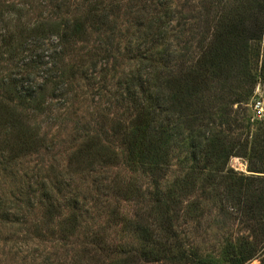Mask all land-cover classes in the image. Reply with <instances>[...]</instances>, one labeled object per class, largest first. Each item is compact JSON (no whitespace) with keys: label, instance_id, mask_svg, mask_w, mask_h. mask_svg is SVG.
I'll list each match as a JSON object with an SVG mask.
<instances>
[{"label":"trees","instance_id":"obj_1","mask_svg":"<svg viewBox=\"0 0 264 264\" xmlns=\"http://www.w3.org/2000/svg\"><path fill=\"white\" fill-rule=\"evenodd\" d=\"M55 1V18L36 25H26L22 10L0 7V150L8 161L42 147L44 139L30 123L53 110L48 86L55 84L52 96L62 99L70 91L66 80L94 76L99 69L106 84L101 68L116 59V42L125 38L137 68L125 76V93L113 98L125 116L114 121L111 133L84 129L70 165L86 170L136 164L151 177L153 191L151 206L134 221L140 245L102 249L109 257L122 256L120 264H217L181 230L182 219L200 224L204 217L200 200L190 202L201 191L200 198H215L219 211L248 233L226 241L223 264H264V122H253L249 113L257 87L264 93V0ZM123 18L132 25L124 33ZM52 37L58 42L49 67L41 47ZM20 49L31 52L32 63L5 74L2 65L13 63ZM43 66L44 75H33ZM181 141L189 164L165 187ZM233 158L243 159L248 173L231 168ZM107 179L97 181L105 196L109 191L127 200L143 196L134 183ZM44 197L51 217L58 206ZM79 203L75 195L73 225ZM94 243L101 247L104 241Z\"/></svg>","mask_w":264,"mask_h":264},{"label":"rangeland","instance_id":"obj_2","mask_svg":"<svg viewBox=\"0 0 264 264\" xmlns=\"http://www.w3.org/2000/svg\"><path fill=\"white\" fill-rule=\"evenodd\" d=\"M71 1L74 3L77 0ZM181 2L185 3V0ZM56 6L55 0H0L3 9L22 10L26 25H36L55 18ZM124 20H121L120 25L123 33L130 31L132 26L130 23L125 24ZM94 41L96 43L94 39L91 46L95 44ZM57 42V38L52 37L47 45L45 43L41 47L49 67L53 63ZM127 46L125 38L118 39L116 59L101 68L104 70L103 76L107 78L106 84L100 78L102 71L99 69L94 76L86 73L78 76L77 80H66L70 91L62 99L54 94L55 97L52 96L55 84L48 86L46 100L53 110L33 118L30 123L32 131L44 139L36 153L10 163L8 155L0 150V264H120L122 256L109 257L106 249L102 248L140 245L134 221L151 206V177L138 165L131 166L124 162L86 170L70 165L81 137L86 134L84 129L91 132L104 129L111 133L114 121L121 114L125 116V110L116 105L113 98L125 93V86L122 85L125 76L137 70L136 63L131 60L132 54L126 52ZM79 47L84 46L79 44ZM73 54L78 53L75 51ZM31 57V52L20 49L13 63L2 65L5 74L17 73L20 70L16 68L18 65H30ZM72 62L66 60L67 65ZM46 71L47 68L43 66L35 70L33 75L42 76ZM105 85L108 92L102 88ZM258 102L264 106V93L259 86L250 101L249 113L253 122H264V116H255L253 110ZM176 146L173 166L163 182L165 187L171 186L184 175L183 166L190 158L188 150L183 149L184 141ZM230 167L248 173L247 164L241 158H233ZM103 176L109 177L108 182H119L122 186L134 183L141 189L143 196L141 199L127 200L111 191L105 196L97 187L98 179ZM201 193L197 192L190 202L200 200L204 217L199 220L200 224L196 221L186 223L187 219H182L184 223L181 230L202 254L217 264H223L222 250L226 241L248 233L237 221L219 211L220 205L215 198L204 200L200 198ZM45 194L51 196L58 206L51 217L46 215ZM75 195L79 197L81 211L73 225L69 222V214ZM97 238L104 241L101 247L94 243ZM259 263V260H254L252 264Z\"/></svg>","mask_w":264,"mask_h":264},{"label":"built area","instance_id":"obj_3","mask_svg":"<svg viewBox=\"0 0 264 264\" xmlns=\"http://www.w3.org/2000/svg\"><path fill=\"white\" fill-rule=\"evenodd\" d=\"M253 110H254L255 116H257L259 118L264 116V106H263V103L258 102L257 104H255Z\"/></svg>","mask_w":264,"mask_h":264}]
</instances>
